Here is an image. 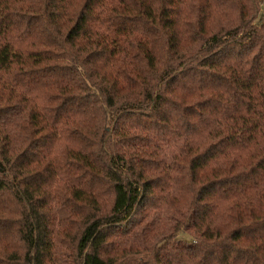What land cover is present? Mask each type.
Returning <instances> with one entry per match:
<instances>
[{
	"label": "trees",
	"instance_id": "trees-1",
	"mask_svg": "<svg viewBox=\"0 0 264 264\" xmlns=\"http://www.w3.org/2000/svg\"><path fill=\"white\" fill-rule=\"evenodd\" d=\"M263 182L264 0H0V264H264Z\"/></svg>",
	"mask_w": 264,
	"mask_h": 264
},
{
	"label": "rangeland",
	"instance_id": "rangeland-1",
	"mask_svg": "<svg viewBox=\"0 0 264 264\" xmlns=\"http://www.w3.org/2000/svg\"><path fill=\"white\" fill-rule=\"evenodd\" d=\"M260 183V182H259ZM247 186L248 187H250V186H252L253 185V183H252V181H249V180H247ZM263 185H264V182H263ZM262 185V186H263ZM260 189H261V187H259ZM262 191V190H261ZM251 201H249V205L252 207V209H253V211L255 212V213H260L261 212V209L259 208V207H257L256 205H254L255 203H254V200H255V197L254 196H251ZM245 211H246V208H245Z\"/></svg>",
	"mask_w": 264,
	"mask_h": 264
}]
</instances>
